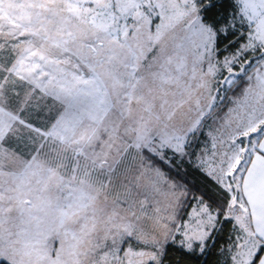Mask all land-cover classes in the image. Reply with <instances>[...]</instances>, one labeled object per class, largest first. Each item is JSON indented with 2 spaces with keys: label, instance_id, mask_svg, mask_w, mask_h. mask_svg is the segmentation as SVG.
<instances>
[{
  "label": "snow or ice",
  "instance_id": "snow-or-ice-1",
  "mask_svg": "<svg viewBox=\"0 0 264 264\" xmlns=\"http://www.w3.org/2000/svg\"><path fill=\"white\" fill-rule=\"evenodd\" d=\"M170 249L264 264V0H0V264Z\"/></svg>",
  "mask_w": 264,
  "mask_h": 264
},
{
  "label": "trees",
  "instance_id": "trees-1",
  "mask_svg": "<svg viewBox=\"0 0 264 264\" xmlns=\"http://www.w3.org/2000/svg\"><path fill=\"white\" fill-rule=\"evenodd\" d=\"M227 234V228L225 229V233L221 236L220 243H223ZM219 246V245H218ZM219 257L216 254V251L213 250L212 254L208 257H206L208 264H214V262L218 259ZM205 259V258H202ZM177 261L180 262V264H186L187 258L181 256L180 252L175 250V249H170L168 256H167V261L166 264H177Z\"/></svg>",
  "mask_w": 264,
  "mask_h": 264
},
{
  "label": "rangeland",
  "instance_id": "rangeland-1",
  "mask_svg": "<svg viewBox=\"0 0 264 264\" xmlns=\"http://www.w3.org/2000/svg\"><path fill=\"white\" fill-rule=\"evenodd\" d=\"M249 74H251V72H249ZM221 94H223V92H221ZM236 97H239V95H240V93L239 92H236ZM228 96L230 97V98H233V93L231 92V91H229L228 92ZM229 106H231V105H229ZM185 219H186V217H185Z\"/></svg>",
  "mask_w": 264,
  "mask_h": 264
}]
</instances>
